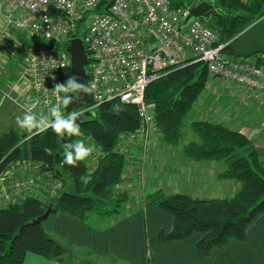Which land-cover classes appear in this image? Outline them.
<instances>
[{
  "label": "trees",
  "instance_id": "16d2710c",
  "mask_svg": "<svg viewBox=\"0 0 264 264\" xmlns=\"http://www.w3.org/2000/svg\"><path fill=\"white\" fill-rule=\"evenodd\" d=\"M189 1L170 0V4L172 7L196 4L190 5ZM212 4L216 15L199 19L216 33L218 43L226 44L264 17V0H212ZM81 33L80 27L77 35ZM85 51L90 63L86 46ZM253 58L258 67L264 68L260 55ZM68 73L71 74L70 69ZM208 80L206 64L196 62L166 72L147 87L145 101L154 110L162 143L171 147L179 145L188 114ZM86 83L87 79L85 86ZM90 108V99L84 103L78 98L62 111L70 113ZM85 114L89 116L77 121L81 129L79 137L61 140L51 128L44 132L32 130L29 135L11 129L0 135V171H5L11 162L25 160L40 165L41 171H48L53 179L63 182L62 189L53 198L44 200L31 195L0 208V264H23L28 253L58 264H75L80 257L79 264H97L71 245L55 239L50 233L51 218L56 212L64 211L93 224L118 215L119 206L128 202V195L116 193L114 189L123 182L130 158L134 156L135 161L141 150L136 138L140 119L134 106L116 100ZM188 127L196 140L183 147L185 156L196 162L223 163L225 170L220 177L235 179L239 189L232 197L223 199H200L158 190L146 195L144 202L173 219V230L158 235L160 243L184 242L192 236L203 235L194 246L197 260L202 261L229 241L245 242L246 229L264 211V163L253 141L239 130L209 121H191ZM85 138H89L88 145L99 154L89 156L92 165L89 167L86 160L75 167L64 164L61 145ZM110 198H114L115 204L107 203ZM51 203L55 208L40 221ZM105 255L102 258L107 261L98 264H126L109 252Z\"/></svg>",
  "mask_w": 264,
  "mask_h": 264
},
{
  "label": "built area",
  "instance_id": "2783aa9c",
  "mask_svg": "<svg viewBox=\"0 0 264 264\" xmlns=\"http://www.w3.org/2000/svg\"><path fill=\"white\" fill-rule=\"evenodd\" d=\"M0 18V37L17 31L44 42L32 48L23 68L20 80L31 92L30 103L18 105L24 113L40 109L50 114L59 105L52 90L72 76L66 47L74 38L90 52V109L114 100L134 106L140 119L137 144L143 151L158 133L145 91L170 70L203 62L213 79L244 89L246 105L264 107V68L253 57L227 55L226 44L218 43L216 33L191 16L190 7H172L170 0H0ZM39 166L16 160L0 171V208L26 196L47 200L57 195L61 181ZM128 166L126 174L132 172Z\"/></svg>",
  "mask_w": 264,
  "mask_h": 264
},
{
  "label": "crops",
  "instance_id": "0c3cea01",
  "mask_svg": "<svg viewBox=\"0 0 264 264\" xmlns=\"http://www.w3.org/2000/svg\"><path fill=\"white\" fill-rule=\"evenodd\" d=\"M12 34L6 33L0 38V135L11 129L19 134L28 131L20 128L16 121L24 115L18 105H27L31 100L30 89L20 80L30 48L22 44L19 46V43L13 47ZM216 81L213 79V82ZM43 113L36 112L38 115ZM226 126L234 128L230 123ZM238 130L250 138L254 133L251 128ZM148 149L147 161H153L158 156V167L146 172L141 182L137 180L140 179V164L132 161L128 166L132 172L126 174L130 179H125L118 189L135 192L138 189H151L148 193L162 189L168 194L183 193L207 199L230 198L239 189L234 179L220 180L219 176L225 169L222 164L190 161L181 149L162 143L159 133L152 136ZM131 205L136 207L127 214L93 224L58 211L51 218L50 233L55 239L79 250V254L87 256L92 262H106L107 259L102 257L109 252L126 264H264V211L246 229L245 242L229 241L223 248L213 250L210 257L198 261L194 246L203 235L192 236L184 242L160 243L158 235L173 230L172 217L143 199L130 200L124 204V208ZM23 264L58 263L28 253Z\"/></svg>",
  "mask_w": 264,
  "mask_h": 264
},
{
  "label": "rangeland",
  "instance_id": "374dc122",
  "mask_svg": "<svg viewBox=\"0 0 264 264\" xmlns=\"http://www.w3.org/2000/svg\"><path fill=\"white\" fill-rule=\"evenodd\" d=\"M200 1H202V0H190L189 3H190V5H192L193 3H195V2L198 3ZM204 1H208L212 4V0H204ZM242 1L245 2L246 0H242ZM263 19H264V17H262L260 20H263ZM3 27H4V21L0 18V29H3ZM12 33H13L12 34V37H13L12 43L15 44V45H13V47H16L17 43H19V46H20V44L25 45V47H27L28 49L30 48L29 53L32 51V47L41 46L43 43V39L40 36H30L24 32H17V31H12ZM9 34H11V32H9ZM3 37L4 36H2L0 38H3ZM224 82L225 81H222V80H218V82L217 81L213 82V77L209 76V80L206 83L204 91L199 96L196 104L194 105V107L192 108L190 113L188 114V117L186 119V128H184L182 138L180 140L179 145L176 146V148L179 150L181 149L182 153L184 154L183 147L188 142L196 140L195 134L188 127V125L191 121H209V122H214V123H222L225 126L230 123V124H232V126L234 128L239 129V128L243 127L245 129L251 128V130H254V133H253L251 138L249 136H247L246 134L245 135L247 137H249L250 140L253 141L254 146L256 147L257 155H258L259 159L264 163V112H262L264 107H258L255 104H252V105L249 104V106L246 105L245 99H244V95H246L245 90L244 89L241 90L239 88H236L237 86L234 87V85L227 83V82L224 83ZM240 92L242 93V95ZM239 93H240V95H239ZM35 112L39 113V112H41V110L35 109ZM43 115H48L50 117V114L46 113V112H44ZM234 128H231V129H234ZM238 129H236V130H238ZM26 132H27L26 134L29 135L31 131H26ZM81 140L87 146H91V145H88V144H90V143H88L89 138H85V139H81ZM148 154H149L148 147L144 151L140 150V152L137 154L138 157L143 158L142 161L141 160L139 161V163H141L140 169H139V175H138L140 177V179H137L141 182L144 179V174L146 175V172L153 171L156 167H158V164L160 163L159 162L160 158H158V156H156V158H154L155 160H153V161H147ZM90 155L97 157L99 154H98V151L96 149H93V151ZM184 156H185V154H184ZM188 160H190V159H188ZM190 161H192V160H190ZM86 162H87L88 166L90 167L91 158L89 159V157H88L86 159ZM193 162H196V161H193ZM196 163H198V162H196ZM217 163L222 164V166L225 168L223 163H221V162H217ZM62 172L64 173V171H62ZM63 173H61V174L63 175ZM221 174H220V176H221ZM64 176H65V174H64ZM128 177H129L128 175H124L123 176V182ZM129 179H130V177H129ZM220 180H230V179L220 177ZM122 183L119 186L123 185ZM61 184L63 186L62 181H61ZM118 187L116 189H114V191L116 193L117 192H126L128 195V201H130V200L131 201H136V200L138 201L140 199L144 200L145 196L150 194L148 192L151 190V189H138L137 192H135L133 190H129L130 191L129 192L127 189H118ZM61 189H59L58 191H60ZM160 190H162V189H160ZM151 193H153V192H151ZM166 194H168V193H166ZM170 194H172V193H170ZM176 194H180V193H176ZM135 197H137V198H135ZM194 198H196V197H194ZM200 199H203V198H200ZM107 203H109L110 205L115 204L114 198H110V200ZM135 207H136L135 205H131L128 208L127 207L124 208V204H122L119 206L118 215L119 216L125 215L128 212H130L131 210H134L133 208H135ZM85 257H87V256H85ZM80 261H81V257L76 261L75 264H79ZM93 262L100 263L101 261L97 260V261H93Z\"/></svg>",
  "mask_w": 264,
  "mask_h": 264
},
{
  "label": "clouds",
  "instance_id": "9594fccd",
  "mask_svg": "<svg viewBox=\"0 0 264 264\" xmlns=\"http://www.w3.org/2000/svg\"><path fill=\"white\" fill-rule=\"evenodd\" d=\"M89 89L83 84L77 82L75 77L70 76L65 83L55 84L52 90L59 100V105L55 106L48 115H39V117L30 110L26 111L22 118H17V125L28 131L39 130L44 132L49 129L55 133L58 139L65 137H79L81 129L78 118L85 112H91L92 109H82L65 113L62 108H67L74 100L79 98V93L87 92ZM34 107V105H33ZM63 149L64 164L75 167L79 162L85 161L93 151L91 146H87L82 140L65 142L61 145Z\"/></svg>",
  "mask_w": 264,
  "mask_h": 264
},
{
  "label": "water",
  "instance_id": "95a60500",
  "mask_svg": "<svg viewBox=\"0 0 264 264\" xmlns=\"http://www.w3.org/2000/svg\"><path fill=\"white\" fill-rule=\"evenodd\" d=\"M190 14L194 18L207 19L210 16L216 15V12L213 4L202 0L190 7ZM66 51L70 55L72 77H75L77 82L85 85L88 57L82 40L80 38L71 39L69 45L66 47ZM224 52L235 58H251L254 55H260L264 59V19L255 22L227 42ZM79 99L87 103L89 100L87 92L79 93ZM87 116L89 114H84L78 118V121ZM54 208L55 205L53 203L49 204L40 221L45 220Z\"/></svg>",
  "mask_w": 264,
  "mask_h": 264
}]
</instances>
